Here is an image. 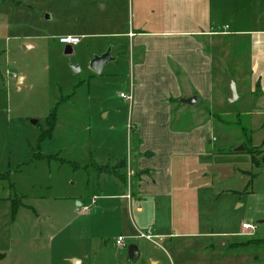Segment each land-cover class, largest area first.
Instances as JSON below:
<instances>
[{
  "label": "rangeland",
  "instance_id": "obj_1",
  "mask_svg": "<svg viewBox=\"0 0 264 264\" xmlns=\"http://www.w3.org/2000/svg\"><path fill=\"white\" fill-rule=\"evenodd\" d=\"M240 2L214 0L215 11L222 13L213 23H227L234 15L237 21L246 18L241 21L249 28H264V0H246L236 11ZM132 13L128 0H0V264H170L169 257L174 261L181 254L207 264L209 254L203 249L246 239L243 223L254 225L252 236L263 243L239 251L224 248L219 259L245 264L251 258L253 264H264V106H256L250 92L231 105L235 115L244 111L243 117L212 119L215 154L204 159V170L198 173V183L209 184L201 193L206 203L199 204V216L206 224L202 221L199 232L227 236L174 239V252L184 251L176 255L169 241L127 239L140 251L132 261L115 243L123 228L103 205V197L87 213L77 207V201L90 203L87 198L100 193L97 166L126 154L132 110L120 97L121 92L128 95L129 81V45L122 34L133 22ZM223 27L214 25L216 31ZM67 34L83 36L72 55H65V46L58 42ZM116 46L123 52L119 64L109 61L102 75L90 69L95 56ZM228 103L227 97L219 107L222 112ZM216 108L210 109L213 114H218ZM53 110L51 133L46 130ZM248 145L259 152L260 166L248 152H234ZM75 163L94 167L81 169ZM217 167H231L233 174L222 178L211 172ZM126 175L131 181L136 176ZM19 198L22 204L14 210ZM119 201L120 210L126 201ZM122 217L128 220L126 213ZM185 229L176 226L177 233Z\"/></svg>",
  "mask_w": 264,
  "mask_h": 264
},
{
  "label": "crops",
  "instance_id": "obj_2",
  "mask_svg": "<svg viewBox=\"0 0 264 264\" xmlns=\"http://www.w3.org/2000/svg\"><path fill=\"white\" fill-rule=\"evenodd\" d=\"M128 2L133 12V22L122 36L127 37L129 45V73H125L129 81L125 90L133 99L127 101L132 110V119L127 125L126 154L121 158L116 154L109 157L113 161L111 164L97 166L100 193H93L87 198L90 203H86L85 199L77 202L81 204L80 207H89L90 211L91 206L97 207L103 197L102 200L106 201L103 205L114 212V220L123 228L115 243L119 237H124L126 241L138 239L136 236L139 232L151 229L152 234L161 241L170 242L167 245L176 255L184 251L181 248L179 253L174 252L177 246L174 239L228 235L199 232L202 221L206 224V219L199 216V204L206 203L201 193L209 184L198 183V173L204 170V159L215 154V150L211 149L212 119L235 115L232 104L225 105L223 112L219 108L229 95L226 77L229 76L236 84L238 98L235 102L241 99L242 93L250 92L256 97V106H264V28H249L248 22L241 21L246 18L237 21L234 15L227 23L217 21L214 24V17L222 13L221 9L215 11L214 0ZM243 5H247L246 0H241L235 10H240ZM214 25H224L223 30L216 31ZM244 52L247 53L242 60ZM122 55L119 46L111 48V57L116 64H119ZM243 71H246L249 82ZM107 75L116 76L115 73ZM239 83L242 89H239ZM193 97L198 98L197 105L182 104V100ZM202 103L205 109L201 107ZM215 105L218 114L210 110ZM239 112L236 117L245 115L244 111ZM129 125L133 129H129ZM123 160L126 161V168L120 169V172L136 174L133 181L129 179L123 182L115 172ZM76 165L88 170L93 164ZM102 167L106 170H98ZM193 173L196 174L195 178ZM94 197H97L96 203L92 202ZM119 200L126 201L124 207L120 205V210L117 207L121 203ZM122 213L127 214L128 220L123 219ZM130 224L132 229H129ZM177 224L187 228L185 231L188 232L177 233ZM236 240L234 243L245 241ZM251 246L256 245L231 251ZM224 248L228 250L229 245L206 246L203 249L209 254L206 263L225 264L226 260L219 259ZM124 250L127 252V248ZM169 260L170 264H199L195 256L182 254L177 255L174 261L170 257ZM249 262L254 263L249 258L245 264ZM79 263L82 264V261Z\"/></svg>",
  "mask_w": 264,
  "mask_h": 264
},
{
  "label": "water",
  "instance_id": "obj_3",
  "mask_svg": "<svg viewBox=\"0 0 264 264\" xmlns=\"http://www.w3.org/2000/svg\"><path fill=\"white\" fill-rule=\"evenodd\" d=\"M74 53L73 48L70 46H66L64 50L65 55H72ZM114 58L111 57V49L107 52L103 53L100 56H95L90 62V69L93 70L97 74H101L103 67L109 62L113 61ZM74 72H79L78 67H73ZM227 86L229 88L228 102L233 104L237 100V92H236V84L235 82L228 76L227 78ZM199 102L197 97H193L190 99L182 100V104L186 105H197ZM245 150L244 147H240L234 149L235 153L243 152ZM213 172L221 174L222 178H225L229 175L233 174V168L231 167H217L212 169ZM81 204L77 202V207H80ZM127 255L130 260L136 261L140 257V251L138 246L135 243H131L127 246Z\"/></svg>",
  "mask_w": 264,
  "mask_h": 264
},
{
  "label": "built area",
  "instance_id": "obj_4",
  "mask_svg": "<svg viewBox=\"0 0 264 264\" xmlns=\"http://www.w3.org/2000/svg\"><path fill=\"white\" fill-rule=\"evenodd\" d=\"M225 29H227V27H225ZM129 35L132 36V34H129ZM81 40H82L81 37L75 36V35H64L58 39V41L61 45L65 46V47L70 46L72 48L78 46L81 43ZM120 97L126 99L127 101H132V99H133L132 95H126L124 93H121ZM129 129H133V127L129 125ZM96 201H97V197H94L92 202L96 203ZM81 211L83 213H87L89 211V207L83 206ZM242 230H245V234L251 235V234H253V232L255 230V226L252 224H249V223H243L242 224ZM136 238L144 239V240H147L149 242H154V240L157 239L158 237H156L152 234L151 229H148L147 232H139V234L136 236ZM116 245L120 248H127L128 243L124 237H119L116 240Z\"/></svg>",
  "mask_w": 264,
  "mask_h": 264
},
{
  "label": "trees",
  "instance_id": "obj_5",
  "mask_svg": "<svg viewBox=\"0 0 264 264\" xmlns=\"http://www.w3.org/2000/svg\"><path fill=\"white\" fill-rule=\"evenodd\" d=\"M176 102V101H175ZM177 103H179V104H181L180 103V101H177ZM56 110H53V112L50 114V116L48 117V119H47V124L49 125V129H47L46 131H48V132H51L52 133V130H53V128L55 127V125H54V119L56 118H54V119H51V118H53L54 116H56ZM242 130V132L244 133V135H246L247 136V134H245V129L243 128V129H241ZM45 134H47V133H45ZM248 141L250 142L251 141V139H250V137L248 138ZM244 152H248L250 155H251V158H252V161L255 163V164H257L258 166H260V159L259 158H257V154L259 153L256 149H253V150H251L250 149V147H249V145L248 146H245V151ZM262 160H263V158H262ZM125 163H126V161L125 160H123V161H121V163H119L118 164V167H116V169H115V172H116V174H117V176L119 177V179L121 180V181H123V182H126V175L125 174H123V173H121L120 172V169H124L125 168ZM76 167H79L78 165H76ZM98 168V167H97ZM117 168L119 169V170H117ZM106 170L105 169V167H102V168H99L98 170ZM4 176H1L0 175V179H2ZM19 205L17 208L19 209V207L21 206V204H22V202H21V199L19 198L18 200H15V202H14V204H12L13 205V207H14V210L16 209V205ZM245 241H243V242H240V243H234V244H231V245H229V248L230 249H238V248H243V247H247V246H250V245H259V244H261V243H263V240L262 239H257V238H255V237H253V236H246V239H244Z\"/></svg>",
  "mask_w": 264,
  "mask_h": 264
}]
</instances>
